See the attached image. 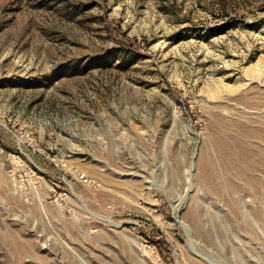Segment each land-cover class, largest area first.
Listing matches in <instances>:
<instances>
[{
    "label": "rangeland",
    "instance_id": "1",
    "mask_svg": "<svg viewBox=\"0 0 264 264\" xmlns=\"http://www.w3.org/2000/svg\"><path fill=\"white\" fill-rule=\"evenodd\" d=\"M0 264H264V0H0Z\"/></svg>",
    "mask_w": 264,
    "mask_h": 264
},
{
    "label": "bare ground",
    "instance_id": "2",
    "mask_svg": "<svg viewBox=\"0 0 264 264\" xmlns=\"http://www.w3.org/2000/svg\"><path fill=\"white\" fill-rule=\"evenodd\" d=\"M230 132L225 128L224 130L222 129L219 134V144L225 145L224 148L228 149V152L232 151L234 152L236 150V142H233L231 139V135L229 134ZM231 148V150L229 148ZM227 151V150H225ZM236 152V151H235ZM237 153V152H236ZM239 156V154H238ZM210 160V159H209Z\"/></svg>",
    "mask_w": 264,
    "mask_h": 264
},
{
    "label": "trees",
    "instance_id": "3",
    "mask_svg": "<svg viewBox=\"0 0 264 264\" xmlns=\"http://www.w3.org/2000/svg\"><path fill=\"white\" fill-rule=\"evenodd\" d=\"M153 243L157 246V248L159 249L161 255H163L164 257H165V255L167 253L170 252L169 247H168V245L166 244L165 241H163V240H154Z\"/></svg>",
    "mask_w": 264,
    "mask_h": 264
}]
</instances>
